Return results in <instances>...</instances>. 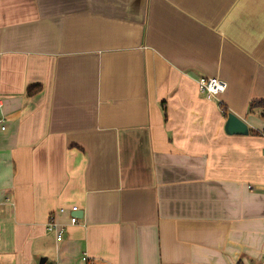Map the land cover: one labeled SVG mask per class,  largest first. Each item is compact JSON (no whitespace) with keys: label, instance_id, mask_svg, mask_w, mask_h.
I'll return each instance as SVG.
<instances>
[{"label":"crops","instance_id":"0c3cea01","mask_svg":"<svg viewBox=\"0 0 264 264\" xmlns=\"http://www.w3.org/2000/svg\"><path fill=\"white\" fill-rule=\"evenodd\" d=\"M259 100L264 0H0V264H264Z\"/></svg>","mask_w":264,"mask_h":264},{"label":"built area","instance_id":"2783aa9c","mask_svg":"<svg viewBox=\"0 0 264 264\" xmlns=\"http://www.w3.org/2000/svg\"><path fill=\"white\" fill-rule=\"evenodd\" d=\"M196 83L198 91L207 99H215L218 95L224 93L226 89V82L218 78L199 77ZM5 128L4 117H0V131H4ZM78 210L79 208L75 205L69 207V224L77 223L78 217L75 215V213L78 212ZM60 211H63V209H60ZM46 230L54 235L56 242H59L64 238V227L58 225L52 217H50V219L46 223Z\"/></svg>","mask_w":264,"mask_h":264},{"label":"water","instance_id":"95a60500","mask_svg":"<svg viewBox=\"0 0 264 264\" xmlns=\"http://www.w3.org/2000/svg\"><path fill=\"white\" fill-rule=\"evenodd\" d=\"M224 131L228 135H247L248 128L244 121L237 118L232 113L228 114L227 120L224 126ZM46 261L45 257L39 260V264H44Z\"/></svg>","mask_w":264,"mask_h":264},{"label":"trees","instance_id":"16d2710c","mask_svg":"<svg viewBox=\"0 0 264 264\" xmlns=\"http://www.w3.org/2000/svg\"><path fill=\"white\" fill-rule=\"evenodd\" d=\"M34 87L28 88V94L33 93ZM248 113L257 114L264 118V101H252L248 106Z\"/></svg>","mask_w":264,"mask_h":264}]
</instances>
